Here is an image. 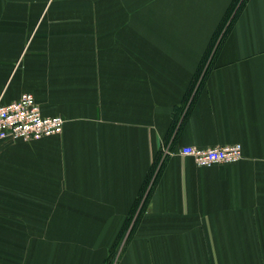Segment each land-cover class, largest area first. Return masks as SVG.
<instances>
[{
    "label": "crops",
    "instance_id": "crops-1",
    "mask_svg": "<svg viewBox=\"0 0 264 264\" xmlns=\"http://www.w3.org/2000/svg\"><path fill=\"white\" fill-rule=\"evenodd\" d=\"M233 2L0 0V102L65 119L0 144V264H104L146 194L114 264H264V0L213 42Z\"/></svg>",
    "mask_w": 264,
    "mask_h": 264
},
{
    "label": "built area",
    "instance_id": "built-area-1",
    "mask_svg": "<svg viewBox=\"0 0 264 264\" xmlns=\"http://www.w3.org/2000/svg\"><path fill=\"white\" fill-rule=\"evenodd\" d=\"M65 119L62 116L43 115L32 93H23L18 100L3 104L0 102V144L23 140H39L63 131ZM164 157L179 153L190 156L199 166H212L219 163H232L243 157L240 143L200 148L193 145L180 147L177 151L169 147L161 148ZM148 193V192H147ZM143 195L142 201H145ZM139 204V207L142 206Z\"/></svg>",
    "mask_w": 264,
    "mask_h": 264
},
{
    "label": "trees",
    "instance_id": "trees-1",
    "mask_svg": "<svg viewBox=\"0 0 264 264\" xmlns=\"http://www.w3.org/2000/svg\"><path fill=\"white\" fill-rule=\"evenodd\" d=\"M245 2H246V0H234V2L231 5V7H230L225 19L223 20L221 25H219L220 27L218 28L217 32L215 33L213 42L216 41V38L219 37V35L222 33V30H224L225 27L226 28L224 30L223 36L227 34V31L229 30L231 24L235 21L236 17L238 16L240 11L242 10ZM227 23H229V24H227ZM212 46H213V43L209 47L208 51L206 52L205 58L210 53V50H211L210 48H212ZM205 58H204V60H206ZM204 60H203V62H204ZM137 203L138 202L135 203V206L133 207L132 212L130 213V216H128V218L126 219V222H125V224L123 226V229L120 230L121 232L119 233V236H118L115 244L111 248L108 257H106V260H105L104 264H114L116 258L119 255V250H120L121 245L124 248L126 242L131 237V235H132V233L134 231V228L136 227V224L138 223V221L140 219L139 216H140L141 212L143 211V208H144V205H145V203L142 204V206H141V208L139 210V213L137 214V216H135L136 218L134 220V217H132V216L134 215L133 213H134V211H135V209H136V207L138 205ZM132 220H133V225H132V227L130 229V232H129L127 238H126V241L123 244V239H124V237L126 235L127 229L130 227V223L132 222Z\"/></svg>",
    "mask_w": 264,
    "mask_h": 264
}]
</instances>
